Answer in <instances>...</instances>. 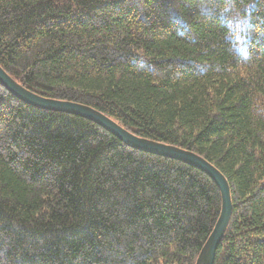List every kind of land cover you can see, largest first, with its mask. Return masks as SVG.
I'll return each instance as SVG.
<instances>
[{
  "label": "trees",
  "instance_id": "trees-1",
  "mask_svg": "<svg viewBox=\"0 0 264 264\" xmlns=\"http://www.w3.org/2000/svg\"><path fill=\"white\" fill-rule=\"evenodd\" d=\"M254 23L240 64L196 0H0V67L205 159L232 203L214 264H264V12ZM220 211L199 170L0 86V264H196Z\"/></svg>",
  "mask_w": 264,
  "mask_h": 264
},
{
  "label": "water",
  "instance_id": "water-1",
  "mask_svg": "<svg viewBox=\"0 0 264 264\" xmlns=\"http://www.w3.org/2000/svg\"><path fill=\"white\" fill-rule=\"evenodd\" d=\"M0 86L26 105L44 111L64 113L86 119L113 135L130 149L184 163L207 175L219 189L221 211L196 264H214L217 249L232 215V203L228 183L213 165L198 155L183 149L140 138L91 107L35 94L18 84L1 67Z\"/></svg>",
  "mask_w": 264,
  "mask_h": 264
},
{
  "label": "clouds",
  "instance_id": "clouds-1",
  "mask_svg": "<svg viewBox=\"0 0 264 264\" xmlns=\"http://www.w3.org/2000/svg\"><path fill=\"white\" fill-rule=\"evenodd\" d=\"M197 13L205 20H215L223 28V42L240 64L250 61L256 34L254 18L264 12V0H196ZM173 23L178 36L190 30L188 19L175 13Z\"/></svg>",
  "mask_w": 264,
  "mask_h": 264
},
{
  "label": "bare ground",
  "instance_id": "bare-ground-1",
  "mask_svg": "<svg viewBox=\"0 0 264 264\" xmlns=\"http://www.w3.org/2000/svg\"><path fill=\"white\" fill-rule=\"evenodd\" d=\"M89 107V106H88Z\"/></svg>",
  "mask_w": 264,
  "mask_h": 264
}]
</instances>
